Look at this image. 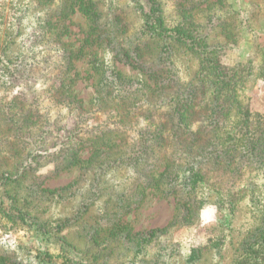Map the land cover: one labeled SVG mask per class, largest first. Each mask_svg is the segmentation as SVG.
Listing matches in <instances>:
<instances>
[{
  "label": "rangeland",
  "instance_id": "rangeland-1",
  "mask_svg": "<svg viewBox=\"0 0 264 264\" xmlns=\"http://www.w3.org/2000/svg\"><path fill=\"white\" fill-rule=\"evenodd\" d=\"M2 47L28 65L12 86L0 76V264L252 260L264 241V167H250L242 153L233 169L200 172L195 186L187 159L192 143L214 130L229 133L234 147L246 130L237 124L245 113L252 138L254 123L264 125V0H0V58ZM215 62L222 67L212 77L217 90L226 84L223 113L212 125L203 127L201 118L190 124L179 146L162 145L180 167L171 178L184 184L176 195H161L153 185L162 152L153 146L157 139L141 136L152 129V111L166 107L143 100L159 82L194 86ZM61 81L68 90L58 103L50 86ZM194 88L208 93L201 104L215 97L204 85ZM163 122L169 128V117ZM145 149L159 157L133 166ZM116 152L122 157L114 163L108 156ZM216 178L224 192L208 200ZM112 191L125 195L128 211L111 204ZM193 193L198 206L185 205ZM115 221L128 223L132 235L164 231L149 241L129 236L121 246L109 230Z\"/></svg>",
  "mask_w": 264,
  "mask_h": 264
},
{
  "label": "trees",
  "instance_id": "trees-1",
  "mask_svg": "<svg viewBox=\"0 0 264 264\" xmlns=\"http://www.w3.org/2000/svg\"><path fill=\"white\" fill-rule=\"evenodd\" d=\"M148 14V13H146ZM41 34V33H40ZM177 35V33H175ZM39 37V39H41ZM14 39V38H13ZM10 41V40H9ZM8 40H6V45L4 47H7V44L9 43ZM175 41V40H174ZM2 47V56L0 58V76H2L3 80L8 83V86H12L13 82L20 76L24 75L25 67L28 65L27 59L24 55L17 54L14 56L15 59H10L12 57H7V53H5V48ZM7 50V48H6ZM162 54L159 55V60H162L165 55L164 52L165 50L161 51ZM33 62V61H32ZM202 68H205V65L203 63ZM221 65L218 63H211L209 64L205 69L207 70V73L203 75V78L201 81L197 84H193L194 86H201L204 85V89L209 91V94L215 96L213 100L207 99L206 101L201 102L199 101V97L203 95L206 99V96L208 95L205 93H202L201 91L197 90L194 88V86L189 85L186 87V89L182 87H178L177 85H163L160 82L155 85V88L152 89V92L149 93L147 97L144 98L143 101L149 102V106L151 107H166L164 108L165 111L159 112L157 115L158 109H154L152 111V119H151V127L152 129L148 128L150 131H144L142 133V141H151L152 136L154 139H157L155 142L153 141V146L154 148L157 146L156 149L162 152V145L167 143V147L171 148L172 146L176 145L179 146L178 142L179 138L181 139L182 134H186L184 129H186L188 126L192 127V123H196V120L199 118L202 119V126H209L212 125L214 121L220 119V116L222 115L225 107H221L220 105H223V102H221L220 96L223 95V90L225 89L226 84H221L220 89L217 90L218 87H216L217 80L213 79V74L217 73L221 69ZM224 69V67H223ZM225 70V69H224ZM226 82V81H224ZM229 84V83H228ZM231 83L230 85H232ZM171 87V88H169ZM169 88V91L166 89ZM50 90L55 91V94L57 96V102L62 103L63 98H66L65 95H62V93H66L68 90V86L65 85L64 81H61V85L59 86L52 84L50 86ZM182 91L186 92V98L185 97H179L183 96ZM76 97V95H75ZM177 97V98H176ZM177 103V104H176ZM221 103V104H220ZM200 109H199V105ZM202 111L205 112V116L202 114ZM169 117L170 124L166 125L164 124V118ZM186 118V119H185ZM190 118L193 122H190ZM249 114L245 113L242 118H238L237 124H239L240 128H245V131H241V136L237 139H235L234 142H232L235 146L230 147L227 142L229 141L227 138L230 136L229 133L225 134L224 129L222 131L220 129L214 130L217 133L214 135H209V137L206 139L204 136L205 142L204 143H199L198 141L192 143V146L188 153H190L189 157L190 159H187L189 163H191V166L193 167V172L194 176H191L193 178H190L189 180L194 179V184L199 185L200 181H202V175L200 172L204 171V174L207 173V171H213L214 169L212 168L213 166L216 167H224L223 169L229 170L233 169V166L240 163L241 159H243V154L245 153V159L246 164L250 165V167H254L257 169H261L264 167V125L260 126L258 123H254L258 128L255 129L256 135L254 138H252V135H250V127H249ZM71 120V119H69ZM249 124V125H248ZM184 126V128H183ZM201 128H197V130L194 131V129L188 130L189 132H194V134H197ZM214 126H217V122L215 123ZM212 126V127H214ZM182 127V128H181ZM219 128V127H218ZM184 131V132H183ZM212 129L208 131L211 132ZM109 132H103L102 137L108 136ZM112 134V133H111ZM207 135V134H206ZM237 140V141H236ZM166 141V142H165ZM197 143V144H196ZM223 147H226L225 149L226 152L219 153L212 155L214 150H218L215 148H220L222 149ZM139 152V150H138ZM192 152L194 155H192ZM170 153L169 151H163L160 157H163L157 165L154 166L155 169H161L163 168L162 171H160L159 177L156 179L154 183V187L158 190V192L161 195H170L174 194L176 195V190L178 187L183 186V180L177 178V177H172L171 175L175 173L178 176L179 168H178V163H177V157L175 158L174 156L172 157H167L165 154ZM218 153V152H217ZM150 154V156H149ZM193 156V157H192ZM248 156V157H247ZM122 157V153L120 154L119 152H116L115 154H112L108 156V158L113 159L114 163L119 160V158ZM159 157L156 155V150L154 149L151 153L149 152L148 149H145L144 152H142L138 158H134V163L133 166H137L138 163L144 162V160L147 159V161L151 158H156ZM192 158V159H191ZM67 162L70 161L69 157L64 158ZM104 161L100 162L101 166ZM114 163H108L104 162L105 166H111ZM73 165V164H71ZM204 165H210V168L204 169ZM198 168V170H197ZM155 176V174H153ZM198 176L200 177V181L197 180ZM213 179V178H212ZM215 184L212 186V191L210 193H205L208 194V200H213L215 196H219L222 192H224L222 189L224 187L222 181L218 178L215 179ZM214 181V180H213ZM199 183V184H198ZM214 183V182H213ZM51 191L54 189H50ZM209 192V191H207ZM97 192H92L90 196H88V199L85 200V202H91ZM109 196V201L111 202L112 205L118 204L123 210L128 211L130 209V204L126 203V197L123 195V193H117V192H110L108 193ZM177 199H180V197L176 196ZM199 196H197V193H193L192 195H189V197L185 200V205H192V206H198V201H199ZM182 201V200H180ZM87 204V203H86ZM87 209H85L86 211ZM121 210V209H119ZM111 215V211H109ZM113 216V215H111ZM264 217V215H263ZM64 223L68 222V219L66 218ZM121 221H115L113 225L109 227V230L111 231V238L112 240L116 237L118 238L121 242V246L125 245L127 247V237L129 236H134V238L138 237L142 241H149L152 240L155 236L160 235L164 229H156L152 230L149 232H141L132 235L130 233L131 229L126 222ZM263 223H264V218H263ZM92 229L94 227H91ZM264 233V230H263ZM140 235H142L140 237ZM102 237H100L101 239ZM257 237H254L253 242H257ZM262 238L260 237V242L257 247V250H254L255 253H252L253 255L250 256L252 260L248 259L247 264H254L255 262H264V241L261 242ZM97 241V240H96ZM95 241V242H96ZM137 243H140L139 241L136 240ZM100 244L101 241H98ZM98 249V247H95ZM263 254V255H261ZM108 261L99 263V264H106ZM96 264V263H94Z\"/></svg>",
  "mask_w": 264,
  "mask_h": 264
}]
</instances>
